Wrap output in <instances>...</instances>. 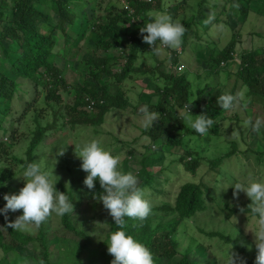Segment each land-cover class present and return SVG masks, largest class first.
Returning a JSON list of instances; mask_svg holds the SVG:
<instances>
[{
  "label": "trees",
  "instance_id": "1",
  "mask_svg": "<svg viewBox=\"0 0 264 264\" xmlns=\"http://www.w3.org/2000/svg\"><path fill=\"white\" fill-rule=\"evenodd\" d=\"M91 1L0 0V130H2L0 143L12 146L15 140L24 136V133H20L19 129L15 127L16 121L7 125V118L12 114V110L16 111L15 108H17L20 116L32 114L35 120V128L26 134L30 135L24 154L27 158L22 159L21 156H13L14 160L22 162L24 165L32 162L35 158L36 149L42 144L49 128H60L57 121L66 117V113L69 114L68 123L73 126L80 124L99 126L106 122L109 115L118 120L128 110L137 111L139 109V106L131 104L130 96L125 93L122 83L128 78L133 80L158 73L160 80H163L165 84V88L161 90V86H157V90L151 95L158 94L159 101L147 107L153 112H158V119L144 127V133L149 136L154 144L160 139L161 146L166 145V148L183 147L185 149L184 157L180 156V158H183L188 171L196 173L205 162L208 168L200 180L183 182L172 203L167 202L158 205L150 203L151 212L144 221L124 218V229L151 250L155 264H162L163 260L170 259L178 253V240L175 235L182 221L193 217L200 211H205L209 208L211 199L216 202L221 197V194L218 197L210 194L214 190L213 185L217 186L224 180L223 177L225 176V178L230 177L227 178L229 183L238 178L232 172L223 175L218 172L217 167L226 165V160L240 154L239 147L244 148L245 156L249 157V154H252L247 141V134L251 135V132L257 138L253 150L254 157L258 165H264V121H261V127L255 131L248 123L249 121L254 123L258 118L262 120L264 114V46L258 45L240 54L239 57V68L236 76L242 81L241 85L247 86L248 90L245 93L247 99L245 100L252 105L250 110L247 108L250 114L242 123L244 127L241 121L238 123L242 133L237 138L234 136L227 143L230 147L228 150L222 149L217 157L206 160L201 157L203 156L202 152H196V149H193L186 139L187 134L193 136L192 138H198L199 134L189 129L185 124L177 125L181 127L183 132V134H177L178 129L173 123H184V121L177 118L176 111L185 108V105L192 102L190 111L193 115L206 114L212 121L217 120L222 114V108L218 105L217 98L225 93L235 95L238 92L236 88L231 90L216 88L212 90L210 95H205L210 84H207V89H192L187 80V70L179 75L162 71V67L167 62H179L177 50L167 47L162 49L160 46L161 50L168 49L167 51L171 54H169L168 60H159L157 55L151 52L154 45L150 46L143 41L142 35H147V33L141 34L140 28L144 26L145 20H147L146 13L149 10H163L165 0H125L124 4L122 0H93L92 4ZM223 1L228 4H236L238 13L234 14L230 9L228 14L240 22L253 13L264 14V0L257 1L256 8L253 5V0ZM206 2L208 0L199 1L195 13L191 10V14L180 18L185 27L181 47L186 50L188 46H192L195 52L202 50L204 54H209L208 58L205 59L206 65H214L212 71L219 73L222 63L238 57V54L234 53L238 36L232 34L230 42L224 48L219 47V45H212L210 41L204 43L201 40L203 35L210 32V28L215 22L204 12L203 5ZM167 11L174 19H177L176 10L171 8ZM218 21L222 22L221 19ZM74 23H80L81 31L77 29L79 25L74 26V31H68L67 28ZM45 25L51 26V29L43 30ZM229 25L233 26L232 24ZM231 28L233 29V27ZM87 29L94 33L92 44L76 45V38L80 39ZM55 30L65 34L64 40L67 44L65 47L66 55L63 54L66 65L64 67L56 64L51 57L56 47L55 36L57 33ZM75 30L80 33H75ZM201 30L203 31L202 35ZM134 31H139V33L134 34ZM194 32L199 38L195 42L192 40ZM93 47L95 50L92 55L80 61L81 68L78 72L83 76L82 81L71 83L67 76V70L70 67L68 61L77 58V54L81 50H91ZM214 48H219V50L215 53ZM98 51L101 53L99 54ZM148 53L152 54L154 61L156 59V65L147 63V60L150 59ZM114 56L116 62L113 61ZM198 57L203 59L199 53ZM1 64L6 68H3ZM103 76L107 77L104 84L93 81V78L98 80ZM71 91H74V95L68 97ZM252 103H255V106ZM59 106H61L60 110L55 111ZM21 107H23L22 111ZM44 107L51 109L57 118L53 119V123L43 125L39 122ZM234 116L236 119H240L238 115ZM222 119L217 120L215 126L206 133L209 135L208 143L209 141L217 142L215 136L221 134L219 123ZM5 137H8L7 141H3L2 138ZM22 139H26L25 136ZM147 147L151 149L153 155L163 153L162 150L152 149L151 146ZM188 156L192 159L188 160ZM146 158V156L141 158L142 167L136 174L140 178L139 186L143 189L151 187L154 191L157 190L165 194L166 187H157L160 185V181L156 174L148 168ZM12 177L13 173L10 169L1 171L0 193L4 191L7 182ZM170 180L171 177L168 176L163 179V183H168ZM58 189L60 192H67L68 195L73 193V191H67L63 185H58ZM232 189L233 187L230 186L229 189L226 188V191ZM250 202V198L236 205L226 201L223 207L229 211L227 212L229 214H237L242 211L250 212L248 210ZM168 216L171 218L164 220ZM160 217L161 219H159ZM67 220L68 214L63 215L62 221L69 227ZM110 225L111 230L117 228L113 218L110 220ZM9 230L12 236L11 243L3 245L7 251L15 250L17 243L22 245L35 240L34 237L22 231L13 228H9ZM75 233L83 234L82 231L77 230ZM206 235L221 238L225 243L235 244V246L237 244L231 235L221 230H212ZM84 236L86 245H79V254L87 245L92 244V239ZM36 239L39 240L42 247L46 264H52L47 251L46 234L41 232ZM178 264L198 263L184 257Z\"/></svg>",
  "mask_w": 264,
  "mask_h": 264
},
{
  "label": "rangeland",
  "instance_id": "2",
  "mask_svg": "<svg viewBox=\"0 0 264 264\" xmlns=\"http://www.w3.org/2000/svg\"><path fill=\"white\" fill-rule=\"evenodd\" d=\"M199 1L201 0H165L163 7L176 10L178 13L177 18L180 19L191 14V10L195 13ZM257 1L263 0H253L255 8L257 7ZM92 3L93 0L91 1ZM203 9L205 10V14L212 20L214 19L215 22L211 26L210 32L203 35L201 40L204 43L210 41L212 45H219V47L224 48L230 42L232 34H236L238 36V43L235 46L234 53L238 54V57L236 56L229 63L221 64L219 73H214L212 71L214 65H206L205 62L209 54H204L202 50L195 52L192 46H188L186 50H183L180 45L176 49L181 53L180 61L184 66L180 73L184 72V70L188 71L187 80L194 90L197 88L207 89V84L209 83L210 86L205 95H210L212 90L216 88L222 90L236 88V91L242 92L245 97L248 88L247 86L241 85L242 81L236 76L239 68V57L240 54L258 45L264 46V14L253 13L247 19L240 22L237 18L228 14L230 9L232 13H238L236 4H228L223 0H208L203 5ZM218 18L222 22H219ZM75 25H79L77 29L81 31L80 23H74L67 28L68 31H74ZM42 29L50 30L51 26L45 25ZM55 33H57V36H55L56 47L51 57L56 64L64 67L65 58L63 54L66 55L65 47L67 44L64 40L65 34L59 30ZM75 33L80 32L75 30ZM137 33L139 31H134V34ZM202 34L203 31L201 30ZM93 35L94 33L87 29L80 39L76 38L75 44L78 46L92 44ZM192 40H194L193 42L199 40L195 32L192 35ZM161 47L165 49L166 46L161 45ZM94 50V47L91 50H81L77 54V58L68 61V65L71 68L68 67V70H66L68 80L71 83H79L82 81L83 76L78 72L81 68L80 61L90 57ZM167 50H161L159 54H156L157 58L159 60L169 59L168 57L171 53ZM217 50L219 48H214L215 53ZM98 53L100 54L101 52L98 51ZM98 53L97 55H99ZM198 53L203 56V59L198 57ZM148 56L150 59L147 60V63L153 66L156 65V59L154 61L152 54L148 53ZM113 61L116 62L115 56L113 57ZM1 65L3 68H6L3 64ZM162 70L167 72L174 71L171 62H168L162 67ZM180 73L176 74L179 75ZM106 78L104 76L98 80L93 78V81L104 84ZM122 86L125 93L130 96L131 104L137 105V107L139 106V109L144 106L148 107V105L156 104L159 101V95L155 94L152 96L151 93L157 90V86H161V90L165 88L163 80L158 79L157 74H150L133 80L128 78L122 83ZM73 95L74 91H71L68 97H73ZM245 99L247 98L245 97ZM247 102V100L237 102L236 106L231 110L222 109V114L217 119L223 118L219 123L221 134L215 136L216 143L214 141H209L208 143V134L204 136L198 135V138H192L193 136L187 134L186 139L189 145L193 149H196V152H202L203 156L201 157H204L206 160L217 157L222 149L228 150L230 147L227 143L234 136L237 138L242 133L238 123L241 121L242 124L250 114L248 112L252 105L250 102ZM252 104L255 106V103ZM60 108L61 106L56 108L55 111H59ZM15 109L16 111L12 110V114L8 116L7 125L16 121L15 127L19 129L20 133H24L26 139H22L24 136H21L15 140L12 146L8 144L2 145L3 143H0V173L3 169H10L13 173V177L7 182L6 188L0 193V208L6 203L3 199L5 194H18L19 190L24 186L23 177L17 176L21 174V166L24 164L14 160L13 156H21L22 159L27 158L24 154L30 135L26 134L35 128V120L32 114L20 116V112H17V108ZM20 109L22 111L23 107ZM139 109L137 111L128 110L118 120L109 115L106 122L99 126L81 124L73 126L68 123L69 114L66 113V117H62L57 121L60 128H49V131L43 138L42 144L36 149L34 161L42 159L45 164L53 168L54 175L57 177L55 187L58 191V185H63L67 191H73L72 195L67 194L72 199L71 203L73 205V212L72 214H68L67 220L70 226L67 227L63 223L62 216H57L52 213L39 226H31L30 231H22L34 237V241L22 245L16 242V249L7 251L3 245L11 243L12 240L9 230L12 227L7 225L14 222L22 214V210L8 212L7 219H5V215H0V228H6L0 230V264H46L42 254V247L40 246L39 240L36 239L41 232L46 234L47 251L52 264H110L114 258L108 253L107 244L104 241L107 239V230L111 231L110 220L112 218L108 210L103 207L102 202L98 199V196L104 190L101 188L98 180L95 181L92 189H88L83 184L87 173L80 167L81 160L75 153L74 144H83L96 138L106 148L110 149L113 154L120 157V166L123 170H132L135 174L142 167L141 158L146 156L148 168L156 174L157 179L160 181V185L157 187L162 188L164 186L167 189L164 194L157 190L154 191L151 187H146L145 198L151 204L172 203L183 182L187 180H200V177L208 169L207 165H205L206 162L201 165L196 173L190 172L186 169L183 158H180V156L184 157L185 149L183 147L166 148V145L161 146L160 139L155 144L152 143L149 136L143 130L149 124L145 125L142 122ZM147 110L153 112L148 108ZM234 115H238L240 119H236ZM53 119L57 118L53 115L51 109L44 107L39 122L47 125L48 123H53ZM217 120H213L211 127L215 126ZM261 121H264V114ZM1 134L2 130H0ZM7 138L2 139L3 141H7ZM256 140L257 138L253 136V132H251V135L247 134V141L249 147H251L252 154H249V157L245 156L243 152L245 151L244 148L239 147L240 154H236L226 160V165L218 166V172H221L223 175H228L232 172L236 177L238 176L241 183H247L250 178L264 179V165H258L254 157L253 150L255 149ZM147 146H151L152 149L162 150L163 153L153 155L151 154V149H148ZM61 150H63L62 154H60ZM187 159L190 160L192 157L188 156ZM168 176L171 177V180L168 183H163V179ZM225 177H223L224 180L218 183L217 186L213 185L214 190L210 193L211 195H215V197L221 194V197L216 202L211 199L210 202L208 201L210 203L208 209L200 211L193 217L182 221L179 225L175 235L178 240V253L170 259L163 260L162 264H178L184 257L198 264H231V255L234 264H255L257 249L255 247V234L252 231L258 227L256 219L252 217L250 212L242 211L237 214H229L227 213L229 211L224 209L223 206L226 201L236 205L248 199L243 191H240L236 196L233 195L234 189L226 191V188L229 189L233 181L229 183L230 181L227 178L230 177ZM138 180L140 182V178ZM227 214L229 216H226ZM170 218L168 216L164 220ZM75 230L82 231L83 234L79 235L75 233ZM212 230H221L231 235L237 242L236 246L235 244L225 243L221 238L206 235L207 232ZM84 235L92 239V244L87 245L79 254V245H86Z\"/></svg>",
  "mask_w": 264,
  "mask_h": 264
},
{
  "label": "clouds",
  "instance_id": "3",
  "mask_svg": "<svg viewBox=\"0 0 264 264\" xmlns=\"http://www.w3.org/2000/svg\"><path fill=\"white\" fill-rule=\"evenodd\" d=\"M122 1L124 4L125 0ZM146 15L147 20L140 28V33H147V35H142L143 41L150 46L154 45L151 52L159 54L161 45L169 49H178L185 33V27L180 19H174L166 8L156 11L149 10ZM177 53L179 62H171L174 71L170 73L173 75L180 73L184 67L180 61L181 53L178 50ZM229 61L225 63H229ZM164 72L167 73V71ZM156 74L160 79L158 73ZM244 100L242 92H237L235 95L225 93L217 98V103L222 109L231 110L237 102ZM191 103L176 111L177 118L184 123H173V125L179 130H177V134H183L181 127L177 125L185 124L195 133L204 136L213 121L206 114L193 115L190 111ZM139 112L145 125L158 119V112H149L146 106L141 107ZM248 123L251 124L254 131L261 127L259 118L254 123L251 121ZM74 145L75 153L81 160L80 167L87 173L83 184L88 189H92L95 181H99L104 191L98 196V199L108 210L117 226L115 230H107V239L104 240L108 253L114 257L110 264H155L151 250L123 227L125 217L144 221L151 212L150 202L145 198V189L139 186L137 175L132 170H123L120 166V157L113 154L96 138L83 144ZM62 153L63 150L60 151V154ZM17 176L23 177L24 186L18 194L3 196L6 203L0 208V215H5V219H7V213L10 211L22 210V214L7 226L14 230L30 231L31 226H39L52 213L57 216L72 214V199L69 198L67 192H60L56 189L57 177L54 175L53 168L45 164L42 159L22 165L21 174ZM231 187L235 190L234 196L243 191L251 200L248 210L256 219L258 226L252 231L255 234L257 249L255 264H264V179L250 178L247 183H241L237 178ZM2 229L6 228H0V230ZM231 264H234L232 255Z\"/></svg>",
  "mask_w": 264,
  "mask_h": 264
}]
</instances>
